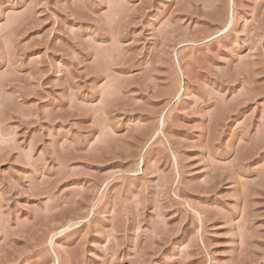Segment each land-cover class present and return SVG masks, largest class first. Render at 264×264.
Listing matches in <instances>:
<instances>
[{
	"label": "rangeland",
	"instance_id": "374dc122",
	"mask_svg": "<svg viewBox=\"0 0 264 264\" xmlns=\"http://www.w3.org/2000/svg\"><path fill=\"white\" fill-rule=\"evenodd\" d=\"M0 264H264V0H0Z\"/></svg>",
	"mask_w": 264,
	"mask_h": 264
}]
</instances>
